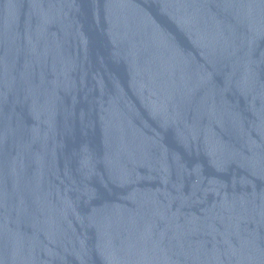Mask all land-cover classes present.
<instances>
[{
	"label": "water",
	"instance_id": "obj_1",
	"mask_svg": "<svg viewBox=\"0 0 264 264\" xmlns=\"http://www.w3.org/2000/svg\"><path fill=\"white\" fill-rule=\"evenodd\" d=\"M0 264H264V0H0Z\"/></svg>",
	"mask_w": 264,
	"mask_h": 264
}]
</instances>
